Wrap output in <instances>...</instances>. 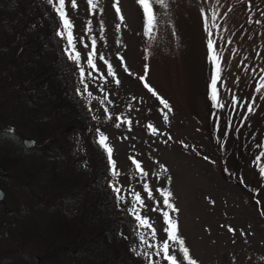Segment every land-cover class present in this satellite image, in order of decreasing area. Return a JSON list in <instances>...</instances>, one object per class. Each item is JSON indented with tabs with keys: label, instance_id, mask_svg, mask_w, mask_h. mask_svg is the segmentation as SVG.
Listing matches in <instances>:
<instances>
[{
	"label": "rangeland",
	"instance_id": "374dc122",
	"mask_svg": "<svg viewBox=\"0 0 264 264\" xmlns=\"http://www.w3.org/2000/svg\"><path fill=\"white\" fill-rule=\"evenodd\" d=\"M6 1L16 6V0H0L4 23L0 34H5L6 30L9 34L16 31V7L10 14ZM21 2L27 5L30 18H35L39 24L36 31L21 29L16 34H27L28 38L43 37L47 34L45 29L51 28L57 36L59 21L47 0ZM76 2L77 8L73 9L70 0H66V10L74 24L75 48L81 53L80 66L85 68L87 92L77 65L65 52L66 41L59 36L56 38L62 58L64 55L69 65L62 78L68 77L70 89L64 92H68L79 107L76 105L75 109L80 124L75 129L83 134L82 138L78 139L73 132L53 144L47 128L37 130L25 124L27 113L24 107L29 101H20L18 84L25 81L27 68L16 56L15 69L12 53L5 55L0 51V130H14L7 136L0 134V165L7 170V176L0 178V187L6 192L3 207L16 208V223L22 225L19 244L29 253L31 264H34L35 257L41 264H45L43 260L53 264L54 258L49 257L57 253L56 264H71L72 260H76V264H93L92 261L97 264L101 258L113 259L114 264H147L143 255L136 254L145 250L139 242V235L144 234L150 244L161 245L167 238L164 232L167 225L162 214L165 210L177 222L178 234L198 264H264V177L260 175V165L255 168L245 159L247 166L237 161L234 169L237 172L222 173L220 146L223 141L213 133L222 129L225 114L232 115L233 112L230 127H234L237 117L241 118L248 130L237 133L238 136L245 133V139L251 138L249 145L252 149L254 146L260 150L257 146H261L262 133L252 132L264 124V90L261 93L255 91L261 75H264V0H166L167 7L153 5L156 26L147 35L143 10L137 0H99L95 10L89 8L87 0ZM214 13L216 19L212 21ZM205 17L209 18L211 37L205 30ZM26 18L22 17V23ZM257 20L262 23H256ZM0 36L2 39L3 35ZM93 38L97 41L95 70L86 64ZM209 38L214 41L221 57L222 69L217 90L218 101L224 107H214L213 104L214 121H209L212 114L203 98L207 94L211 99L210 76L214 71L208 58ZM100 56L104 59L101 60ZM108 64L112 65L113 76L108 75ZM89 72L91 76H88ZM145 83L171 106L167 122L163 119V106L144 86ZM28 94L31 97L32 90ZM233 95L238 100L234 108ZM253 97L256 98L254 111L248 113L247 105L252 103ZM31 98L36 105L43 100L37 93ZM210 102L214 103L212 99ZM128 120L131 125L121 123ZM66 122L73 131V124L70 126L68 119ZM117 123L121 126L116 127ZM149 124L158 129L156 134L148 128ZM100 133L109 138L120 173L118 177L110 175L106 153L96 142ZM20 137L34 139L33 148L19 152L13 144ZM227 137L232 138V135ZM88 142L94 145L92 149ZM130 157L140 163L148 173L146 177L136 169ZM93 158L99 165L93 163ZM38 165L42 168L41 178L33 172ZM82 165L85 176L79 179L80 183L68 182L67 189L61 188L66 189L64 197L67 202L71 198L72 204L67 203L58 220L56 217L53 221L50 218L44 221L46 217L42 213L51 205L46 192L49 182H46L62 180L61 175L47 177L48 168L51 166L57 173L64 171V180H67L80 171ZM19 181L21 185L17 184ZM35 182L43 186L35 187L32 185ZM110 183L122 189V202H117ZM144 183L152 189L154 199H148L143 190ZM81 184L96 190L106 188V197L112 201V216L120 219L118 225L113 226L116 231L111 239H102L98 233L97 236L90 234L92 227H80L82 231L78 236L68 227V232H61L60 222L67 221L69 225L85 223L74 221L72 210L76 209L79 214L84 207L90 208L77 203L76 196L70 193ZM157 189L171 191V202L178 211L173 212L163 205ZM136 192L145 201L144 207L137 204V208L156 230L155 238L150 229L136 227L137 221L129 211ZM3 207L0 205V221L13 222V213L3 216ZM86 214L92 218L94 213ZM31 229H39L42 238H33L39 240L38 243L25 234ZM6 244L15 246L16 242H1L0 247ZM147 250L152 252L155 264H169L162 256L155 255L158 249ZM170 253L177 255L178 264H186L177 245L172 244ZM126 256L128 258L124 259ZM132 259L136 262L132 263Z\"/></svg>",
	"mask_w": 264,
	"mask_h": 264
},
{
	"label": "trees",
	"instance_id": "16d2710c",
	"mask_svg": "<svg viewBox=\"0 0 264 264\" xmlns=\"http://www.w3.org/2000/svg\"><path fill=\"white\" fill-rule=\"evenodd\" d=\"M5 5L9 8L8 12L11 13L12 9L16 7V31H12L11 34L8 33V31H5V34L3 35L2 39L0 36V43L2 44V47L0 51L5 52V55L12 53V60H14V66L16 69V56L19 57V60H21V63H23L24 67L27 68V73L25 74V81L19 82L18 86L21 92L18 93V97H20V101H29L27 105L24 107L25 114L27 113V116L25 117V124H29L31 127L37 128L39 130L40 128H47L49 132L50 139L52 140L53 144L59 143L58 140H60L63 136V139L65 138V135L72 134L75 132V136L80 139L83 137V134H79L77 129H75V126H78L80 124V121H78V118L76 117V109L78 107L77 103H75L74 99L67 93L64 92V90L68 91L70 89V83L67 79H63L62 76L65 74V72L68 70V63H66L64 55L62 58L61 49L59 46V40L56 38L57 36H54V31L45 29L47 34H44L45 36H33L29 37L27 34H16L21 31V29H29L31 31H36L38 28V22H36L35 18H30L31 14H28L27 11V5L22 3L21 0H16V6L12 5L10 1H6ZM12 7V8H11ZM1 17H3V10L0 11V27L3 20H1ZM15 17V16H14ZM22 17H27L25 22L22 23ZM12 21V20H11ZM10 21V22H11ZM18 21V22H17ZM53 25V29H55ZM19 28V30H17ZM60 52L58 53V51ZM52 51V52H51ZM51 53V54H50ZM67 67V68H66ZM24 79V77L21 78ZM30 82V85L29 83ZM32 90L31 97H33V94L35 93L40 94L43 97L42 103H39L36 105V102L33 100V98L30 97L28 94L29 90ZM205 104L207 108L209 109V112L211 115V118L209 121H214V114L212 111V106L214 103L210 102L209 95L205 94L203 96ZM16 100V99H15ZM75 103V104H74ZM77 105V107H76ZM43 106V109H40V107ZM79 109V107H78ZM229 111H234L231 108H227ZM226 109V110H227ZM218 111H216L217 113ZM72 114V115H69ZM209 116V115H208ZM233 112L225 114V122L223 124V127L220 131H213L214 135L220 136V139L223 141L222 145L220 146L222 156H223V165H222L221 171H231L237 172V169H235L237 161L240 164H244L247 166V161L251 166H254L257 168L259 165L264 164V157H262V161L257 162L255 160V157L262 151H264V124L258 125V127H255L252 134H255L257 132L262 133V143L260 150L257 151L256 148L252 149V146L249 145L250 139H245V133H243L241 136H238L237 133H242L244 131H247L248 128L245 125L244 121L237 117L235 120L234 127H230V123L233 119ZM68 119L69 125L71 126L73 124L74 128L73 131L69 130V126L67 125L66 120ZM27 126V125H26ZM226 128V129H225ZM58 131V132H57ZM208 133V131H207ZM232 135L231 137H227ZM20 139V138H19ZM231 139V142H230ZM85 141V140H84ZM85 143H87L85 141ZM85 144L83 143L82 146ZM87 145H91L88 143ZM13 146L21 152L20 149V141L16 140L14 142ZM54 147V146H53ZM246 159V160H245ZM80 162V160H79ZM77 161V164L80 166L81 163ZM93 163H95V158H93ZM96 164V163H95ZM78 166V167H79ZM82 169L78 171L76 174L73 175L74 178L70 180L69 182L74 183L78 182L80 183L79 179H82L83 176H85L84 173V166L82 165ZM102 168H104V165H101ZM63 168V167H62ZM87 172L90 171L88 167ZM226 168V169H225ZM242 166L238 167V170L240 172ZM95 169V168H94ZM38 175H41L42 168L40 165L37 166ZM61 172H55L52 170L51 166L49 167L48 176L49 177H56L61 175V181H64L65 174ZM99 173V172H98ZM51 184L52 182L48 180L46 183ZM67 189V188H66ZM87 192L90 191V195H82L80 196L81 200H86L88 203H90V210H88L86 207H84V210H81L80 216L77 218V220L80 222H85L84 224L74 225V227L70 226L69 223L60 222V228L61 232L63 233L62 229L63 227L67 226L68 229H74L76 232V235L78 236L82 230H79L80 227H86L87 229L92 227L93 231H89L90 234H93L94 236H100L102 239H111L113 235H115L116 229L113 228L114 225H118L120 219L117 217L115 219L114 216H112V208L109 197H106V188L100 187L96 190L95 187L90 188L89 185L85 184V188L79 187L76 189V191H82ZM257 190V188H256ZM5 191V189H4ZM64 191V189H58V192L47 191V194L55 195L59 198L62 197L63 194L60 193ZM82 192V193H83ZM264 194V193H263ZM6 195V192H5ZM90 196L92 199H90ZM78 199V200H80ZM71 200V198H69ZM68 200V202H69ZM55 201L51 202V205L49 208L45 210L44 213L45 217L44 221H47L48 218H50V221H53L54 218L58 217L60 218V212H65L64 208H66L67 201L65 197H62L60 199H57ZM98 203L99 206H98ZM13 222H16V208H13ZM102 211H106L105 213ZM87 212H93V217L91 218L89 215H87ZM105 214V216L103 215ZM41 214V215H42ZM10 221V223H13ZM31 223V222H30ZM73 225V224H72ZM66 227V228H67ZM31 231V230H30ZM32 239V238H31ZM75 253V252H73ZM69 255V254H68ZM73 255V254H71ZM76 259V258H75ZM115 259V258H114ZM93 264H95V261H92ZM78 263L76 260H72L71 264ZM132 263H135V260L132 259ZM97 264H114L113 259L111 261H108L106 258H101Z\"/></svg>",
	"mask_w": 264,
	"mask_h": 264
},
{
	"label": "snow or ice",
	"instance_id": "6c2138e0",
	"mask_svg": "<svg viewBox=\"0 0 264 264\" xmlns=\"http://www.w3.org/2000/svg\"><path fill=\"white\" fill-rule=\"evenodd\" d=\"M47 3L52 6L54 12L57 15L58 18V30L56 32V35L59 36L62 40L66 41V47H65V52L68 55V59L73 61L79 71V76L81 78V83L84 84V91H88V86L86 83H84V78H85V68L80 66V61H81V53L76 51L75 45H76V37L74 36L73 33V28L74 24L70 17L68 16L67 10H66V0H47ZM137 3L141 6L145 18V34H150L152 33L153 29L156 26V14L154 12L153 5H161L163 7H167L166 0H137ZM87 4L90 9L95 10L98 7L99 0H87ZM70 6L75 9L77 8V2L76 0H70ZM116 12L119 15L120 14V8L117 6L116 7ZM264 15V13H262ZM123 16H120V20L123 21ZM216 19V14L214 13L211 16V20L215 21ZM209 18L205 17V30L208 32V36H212V32L209 28V23H208ZM256 23H262V21L257 20L255 21ZM90 23V22H89ZM213 27L216 25L213 24ZM119 27V26H117ZM89 31H91V28L89 27ZM82 41V38H81ZM230 42V41H229ZM96 44L97 41L95 38L91 40V51L87 53V58H86V64L88 68L90 69H96L97 65L95 63V56H96ZM88 45H85V48H87ZM207 48H208V58L211 61V63L214 65V71L211 76V99L214 102V107H224L222 103H219L218 101V90H217V82L221 79L220 73L222 71L221 69V57L217 53L215 47H214V41L209 38L207 40ZM100 59L103 60V56H100ZM107 64V61H105ZM108 75L113 76L114 72L112 69V65L108 64ZM127 70V69H126ZM247 70V69H246ZM88 76H91V72L88 73ZM143 79V77H141ZM119 83V81H116ZM146 88H148V91L152 93L153 96H156L157 99L159 100L160 104L163 106V109L161 110L163 112V119L167 122L168 120V112L172 111L171 106L169 103L164 100L163 98L159 97L158 94L148 86L147 83L144 85ZM262 90H264V75H261L260 81L258 82L257 86L255 87V91L257 93H261ZM79 92L80 89H77ZM91 93L88 92V96L91 97ZM264 98V96H262ZM255 97L252 98V103H249L247 105V111L248 113H251L254 111V103H255ZM238 103L237 98L235 95H233V100H232V106L233 108L235 105ZM243 107V105H240ZM166 109L167 111H163ZM119 119V118H117ZM121 123H127L128 125H131V121H121ZM121 123H117L115 126L120 127ZM148 128L151 130L153 134H156L158 132V129L152 126L151 124L148 125ZM99 131V130H97ZM14 130L12 129H5V130H0V134L2 135H9L13 133ZM108 137L105 136L104 134L100 133L98 140L96 141L97 144L105 151L106 153V158L108 161V164L110 166V175L115 178L120 175V173L117 171L116 168V162L113 159V149L108 143ZM257 147H261L258 145ZM264 157V151L260 152L256 157L255 160L259 162L261 158ZM132 159V163L135 165L136 169L141 173L143 177H146L148 175L147 172H145L142 168L141 165L138 161H136L134 158ZM207 159V158H206ZM161 168L163 169V165H161ZM164 171H167L164 169ZM259 172L261 177H264V164H261L259 166ZM109 187L112 188L113 192L116 194V199L117 202H122L124 200V196L122 195V189L117 186L116 184H109ZM143 190L147 192L148 199L152 200L154 199L153 197V192L152 189L149 187L147 183H144L143 185ZM159 191L160 196L163 198V205L166 206L167 209H171L173 212L178 211L173 203L171 202V197L172 193L171 191L167 189H157ZM259 203V202H258ZM137 204H139L140 207L145 206V201L144 199L141 198V194L139 192L134 193V203L132 204V207L129 209L130 212L133 213L135 220L137 221V228H146L151 230V235L153 238L156 236V230L152 227V224L149 222V219L145 216H142L139 212V209L137 208ZM156 210V209H153ZM163 219L164 223L167 225V227L164 229V232L167 233V238L163 241V243L159 246L150 244L148 240L146 239L144 234L139 235V242L141 245L145 246V250L143 253L137 252V255H143L145 260L147 261V264H155V262L152 259V252H149L147 249H158L155 252V255L162 258L166 261L169 262V264H178V257L175 254L170 253V248L172 244H175L178 246L179 252L182 254V261L186 262V264H198V262L193 259L190 256V251L186 247L184 239L178 234V225L177 222L170 216L168 211H163ZM229 231H234L233 229L229 228ZM171 242V244L169 243Z\"/></svg>",
	"mask_w": 264,
	"mask_h": 264
},
{
	"label": "flooded vegetation",
	"instance_id": "af4514ba",
	"mask_svg": "<svg viewBox=\"0 0 264 264\" xmlns=\"http://www.w3.org/2000/svg\"><path fill=\"white\" fill-rule=\"evenodd\" d=\"M4 214L7 213V211H3ZM75 213V212H74ZM67 223V221L65 222ZM20 226L22 227V225L18 224V223H7L5 222L4 224L2 222H0V244L1 242L5 243H11V241H15L16 245L15 246H9L6 244V246H2L0 247V262H2L3 264H31L29 263V258L30 256H28L29 254H26L27 251H25L23 248L20 247L19 244V235H20ZM72 227H74V225H70ZM67 226L63 227L62 231L63 233L68 232ZM27 235L30 236V238H36L37 236L40 237L41 239V235L39 233L38 229H34L33 231H28L25 233ZM34 242H37L39 240L37 239H33ZM22 252H24V254H22ZM60 254V253H59ZM58 253L57 255H50L49 258L53 259V264H56L57 261V257H58ZM50 259V260H51ZM45 264H50L49 260H43ZM55 262V263H54ZM34 264H41L38 260L37 257L34 258Z\"/></svg>",
	"mask_w": 264,
	"mask_h": 264
},
{
	"label": "water",
	"instance_id": "95a60500",
	"mask_svg": "<svg viewBox=\"0 0 264 264\" xmlns=\"http://www.w3.org/2000/svg\"><path fill=\"white\" fill-rule=\"evenodd\" d=\"M22 146L24 149H31L34 146V141L33 140H26L23 139L21 142ZM7 174V171L0 165V178L5 177ZM4 192L3 190L0 188V202H2L4 200ZM6 211V210H5ZM4 224V222H2Z\"/></svg>",
	"mask_w": 264,
	"mask_h": 264
}]
</instances>
